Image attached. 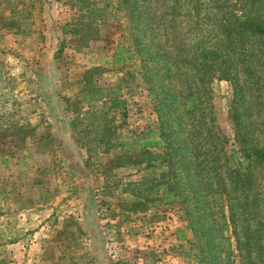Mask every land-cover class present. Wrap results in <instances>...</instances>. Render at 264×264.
Returning a JSON list of instances; mask_svg holds the SVG:
<instances>
[{"label":"rangeland","instance_id":"rangeland-1","mask_svg":"<svg viewBox=\"0 0 264 264\" xmlns=\"http://www.w3.org/2000/svg\"><path fill=\"white\" fill-rule=\"evenodd\" d=\"M117 1L0 0V264H21L31 247L51 264H92V256L98 264H196L198 249L175 234L186 228L191 240L190 221L202 264H264V164L253 166V191L238 194L220 189L213 157L201 163L193 184L199 205L187 217L157 198L132 196L139 167L119 159L118 148L85 142L101 136L111 116L104 134L122 140L155 126L136 67L156 38L172 72L155 62L145 75L165 79L179 105L196 88L186 71L196 54L216 50L232 62L234 83L211 82L194 103L202 108L184 115L191 143L206 122L220 140L229 136L226 149L233 146L232 104L248 147L264 148V42L229 32L264 24V0H128L126 9L102 10ZM116 53L125 55L120 64ZM56 91L65 101L47 106L45 96ZM115 101L125 103L115 108ZM51 108L83 132L55 123Z\"/></svg>","mask_w":264,"mask_h":264},{"label":"trees","instance_id":"trees-1","mask_svg":"<svg viewBox=\"0 0 264 264\" xmlns=\"http://www.w3.org/2000/svg\"><path fill=\"white\" fill-rule=\"evenodd\" d=\"M125 1L128 3V0H118L117 4L112 6L107 4L102 10H107L108 7L123 9L125 8ZM82 7H85V4ZM101 15L111 16L109 13ZM235 25L229 32L235 34L236 38H257L263 44L264 24L243 23L237 27ZM80 28H76L74 33L78 34ZM157 46L155 38L149 44L150 49H152V51L149 50L151 52L150 56L146 58L141 56L139 66L136 67L139 70V76H141L139 80L152 101V108L156 115L155 126L141 131L134 140H122L116 137L115 134L112 137L104 134V132L110 131V128H107L106 125L114 121L115 117L111 116L110 120L105 118L103 121L104 126L101 127L103 134L98 138H86L85 142L91 143L95 141L104 149V152L118 148L119 159L122 161L127 160L132 165L139 167L138 170L142 175L140 180L133 185L132 196L143 199L145 203L153 202L157 198L159 202H164L166 206L183 210L187 217L192 214L191 210L199 205L195 203L197 192L193 187L200 175L197 167L201 163L207 162L211 157H213V162H215L217 168L220 169L217 177L221 190L226 191L225 187L228 186L234 193L246 194L252 192L256 182L252 169L254 165L264 164V148L254 149L248 147L245 131L241 124V114L236 106L231 104L229 110L231 122L235 129L234 144L229 149L225 148L226 139H229V136L223 138L224 140H220L213 129V125L210 123L203 122L202 130H198L196 134L199 141L196 142L194 140L192 143L191 137H194L195 131L185 133L180 127L184 121V115L192 116L202 108L199 103L196 106L194 105L199 98L201 90L205 93L208 85L215 80L225 81L229 84L234 83L235 74L230 58H225L223 55L218 54L216 50H206L196 54L189 61L186 69L188 73L187 79L191 80L196 88L189 94L185 102L179 105L176 98L169 93V84L165 82V79L158 78L154 73L145 75V69L150 70L152 66L149 65L155 62L159 63L161 68L165 69L167 67V74L172 72V62L167 55L165 56V54L157 50ZM115 55L120 56V59L115 61L116 64H120L125 60L124 54L116 53ZM92 70L94 69L88 70V72ZM238 96L239 93L235 91V101ZM45 97L47 106L50 103L52 104L53 101L60 103L65 101L57 91L54 96ZM124 103V101H115L114 107L120 108ZM49 114L51 118L55 119V123L60 126L65 125L71 130L73 129L75 134L83 132V130L77 131V119L69 122H65L63 119L56 120L58 116L54 114L53 108L49 110ZM210 121L212 122V120ZM75 141L76 147H85V143L80 142L78 139ZM57 145H60V141L57 142ZM185 151L189 152L187 156H185ZM222 174H224V177H221ZM127 186H131V184ZM138 203L135 202L132 206H136ZM188 229L192 231L193 238L191 240L188 239L186 237V228H181L175 231L177 241L186 242L191 251L198 249L193 257L196 264H202L203 244L197 245L196 241H194V239L199 240V238L192 221H190ZM92 235H94V230L91 231V235L88 238L90 239ZM99 236L100 246L104 248L103 238ZM91 248L93 254L95 252L96 254L99 253L101 257L100 251L102 249L98 250L95 246ZM95 259L96 257L92 256L91 261L95 263Z\"/></svg>","mask_w":264,"mask_h":264},{"label":"crops","instance_id":"crops-1","mask_svg":"<svg viewBox=\"0 0 264 264\" xmlns=\"http://www.w3.org/2000/svg\"><path fill=\"white\" fill-rule=\"evenodd\" d=\"M36 247V246H34ZM36 248H30V250L28 252L25 253L26 257L23 259V261L21 262V264H51L50 262H46V260L43 262V259L40 257V255H36L34 256L31 253H34V251ZM107 256V255H106ZM97 259V256H95ZM104 259V258H103ZM105 260V259H104ZM94 263V262H92ZM94 264H98V262H95Z\"/></svg>","mask_w":264,"mask_h":264}]
</instances>
